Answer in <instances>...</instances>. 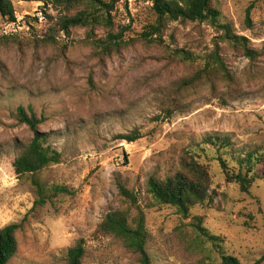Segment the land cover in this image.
Listing matches in <instances>:
<instances>
[{
	"label": "rangeland",
	"instance_id": "1",
	"mask_svg": "<svg viewBox=\"0 0 264 264\" xmlns=\"http://www.w3.org/2000/svg\"><path fill=\"white\" fill-rule=\"evenodd\" d=\"M13 1L20 28L0 16V228L21 224L9 264H65L79 238L86 241L84 264H141L121 240L96 232L105 214L122 206L118 181L139 194L153 264H219L222 252L243 264L261 259L264 178L249 192L227 182L219 150L207 139L226 136L240 153L264 146V0H219L220 23L249 39L258 52L253 59L208 21H171L163 42L142 41L156 20L152 4L143 0L116 3V19L130 25L129 46L99 57L83 28L58 33L56 42L47 39L60 14L54 7L43 0ZM217 48L233 81L181 88ZM20 106L45 118L40 130L50 133L49 142L63 155L41 177L76 190L55 198L56 207H34V187L14 171L32 137L16 117ZM135 129L142 133L138 140L118 138ZM193 152L210 170L212 199L194 206L188 218L169 205L150 207L149 177L173 175ZM196 215L219 240L198 235Z\"/></svg>",
	"mask_w": 264,
	"mask_h": 264
},
{
	"label": "trees",
	"instance_id": "2",
	"mask_svg": "<svg viewBox=\"0 0 264 264\" xmlns=\"http://www.w3.org/2000/svg\"><path fill=\"white\" fill-rule=\"evenodd\" d=\"M120 0H43L44 6H52L60 14L54 27L50 28L47 39L56 42L57 34L70 35L74 28L86 30V36L99 57L120 53L129 46L125 39L130 25L122 24L116 19V3ZM152 4L156 15L154 23H150L141 33V40L149 44L163 42V34L171 21H208L223 30L224 39L244 51L252 59L258 52L249 46V39L236 34L227 23H220L222 15L219 0H143ZM250 9H248L249 12ZM73 12V13H71ZM45 16L52 18L48 12ZM0 16L6 22L17 20L16 7L13 0H0ZM99 30H104L99 35ZM184 52V51H183ZM179 54V52H178ZM184 60H191L189 55ZM233 74L222 58L219 49L210 53L203 64H199L195 72L180 82L181 88H189L200 82H209L215 86V80L233 81ZM171 113V111H169ZM20 123L27 125L32 133L30 141L22 147L13 162L14 171L19 179H25L34 187L36 200L34 207L51 203L56 207L59 196H75L76 190L66 184L45 181L41 177L44 169L62 161V152L50 142V133L40 130L44 117H38L30 109L20 106L16 110ZM142 137L139 129L120 134L118 138L133 142ZM219 150L217 160L225 174L227 182L239 185L242 192H249L254 183L264 178V146L240 153L232 140L223 135H211L207 139ZM186 159L182 168L173 175L160 178L151 175L146 184V197L150 207L169 205L176 209L183 218L190 216L191 209L210 201L211 174L208 166L200 161V155L193 152ZM125 162H129L128 153L124 152ZM118 198L121 207L105 214L98 224L96 232L110 235L123 242V245L139 256L141 264H153L147 251L148 230L147 218L140 197L135 189L118 181ZM203 216H194V226L198 235L212 241L220 239L212 235L203 226ZM21 224L12 223L0 228V264H9L18 251L17 233ZM85 239L79 238L68 249L65 264H84L86 253ZM264 256L253 264H261ZM219 264H243L237 257L222 252Z\"/></svg>",
	"mask_w": 264,
	"mask_h": 264
},
{
	"label": "built area",
	"instance_id": "3",
	"mask_svg": "<svg viewBox=\"0 0 264 264\" xmlns=\"http://www.w3.org/2000/svg\"><path fill=\"white\" fill-rule=\"evenodd\" d=\"M10 25H12L14 27V30H17L16 27L18 26V28H20V22L15 21V22H11Z\"/></svg>",
	"mask_w": 264,
	"mask_h": 264
}]
</instances>
